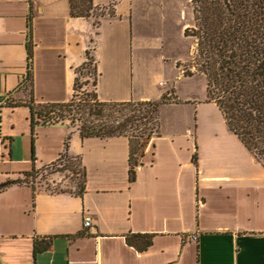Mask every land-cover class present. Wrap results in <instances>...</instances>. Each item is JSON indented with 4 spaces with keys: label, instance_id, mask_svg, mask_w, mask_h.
<instances>
[{
    "label": "crops",
    "instance_id": "crops-1",
    "mask_svg": "<svg viewBox=\"0 0 264 264\" xmlns=\"http://www.w3.org/2000/svg\"><path fill=\"white\" fill-rule=\"evenodd\" d=\"M151 1L92 0L113 13L94 25L93 17H71L68 0H0V98L6 99L0 103V183L22 180L31 162L38 169L56 160L68 134L67 154L78 156L85 171L81 196L34 182L0 191V264H264V168L214 103L193 105L177 96L163 104L160 117L165 108L179 116L166 131L160 121L133 182L126 137L82 139L66 123H40L31 131L28 108L8 106L31 98L35 104L68 101L91 43L99 100H159L164 63L142 68L134 54L135 47H150L134 35ZM201 104L214 106V114L217 108L222 124L199 123ZM44 128L58 131L47 158L39 144ZM129 233L154 234L151 246L137 251L125 241ZM48 236L55 237L50 248L34 255L33 240Z\"/></svg>",
    "mask_w": 264,
    "mask_h": 264
},
{
    "label": "trees",
    "instance_id": "trees-1",
    "mask_svg": "<svg viewBox=\"0 0 264 264\" xmlns=\"http://www.w3.org/2000/svg\"><path fill=\"white\" fill-rule=\"evenodd\" d=\"M68 3L71 17H93L94 25L105 14H113L105 7L95 6L92 0H68ZM190 4L192 23L184 29V36L193 40L194 49L183 75L204 77L206 102L216 105L227 128L264 168V0H190ZM31 58L32 47L28 43V62ZM176 67H181L179 61ZM84 70L93 79L94 90L91 92L79 90L78 78ZM75 74L72 96L64 103L35 104L31 98L26 103L8 106L28 108L31 131L40 123L69 121V126L75 128L82 139L126 137L129 141V181L133 182L137 167L142 165L139 158L144 155L145 145L152 135L160 134V107L176 102L175 95L164 94L159 100L144 101L99 100L95 91L97 65L89 49ZM29 78L26 81H30ZM28 90L31 94V82ZM69 140L70 134L56 160L23 173L22 180L0 183V191L13 184L33 182L29 178L35 180L43 170L57 165L64 166V170L70 171L78 181L73 183L71 190L50 191L81 196L85 189V171L78 156L67 154ZM192 160H196L195 153ZM153 237L152 233H129L125 235V241L143 252L151 246ZM54 238H35L33 254L48 250Z\"/></svg>",
    "mask_w": 264,
    "mask_h": 264
},
{
    "label": "rangeland",
    "instance_id": "rangeland-1",
    "mask_svg": "<svg viewBox=\"0 0 264 264\" xmlns=\"http://www.w3.org/2000/svg\"><path fill=\"white\" fill-rule=\"evenodd\" d=\"M150 8L151 9L148 15L143 13L141 17L139 34L134 35V38L136 37L135 39L140 37L142 42H151L150 47L146 50H137L135 47L134 54L136 55V58L140 59L142 68L146 64L145 67H154V69H156V67H158L157 65L164 63L165 68L162 72V78L165 80L163 82L165 86L164 94H167L169 97H172L174 95L175 97L178 96L181 100H190L192 103L195 102L193 105H197V102H205L206 96L204 77L200 75H195L193 77H187L183 75V69L189 62L194 49L193 40L189 37L184 36V29L189 27L192 23V9L190 0H152ZM144 16L147 18H145ZM92 45L93 44L91 43L90 55H92ZM141 48H143V46ZM150 48H153L154 50ZM161 58L164 60L163 62ZM177 61L181 63V67L179 68L176 67ZM83 72L84 74H81L78 78V85L81 86L79 90L84 92H91L94 90V86L92 83L93 79L88 74H86V70H84ZM178 78L188 79L178 83ZM211 107L214 106L201 104L200 109L201 111H203V113L200 112L197 115L199 123H201L203 118H210L212 122H219L220 124H222L221 116L219 115L217 108V114H214L213 108ZM202 114H204V117L202 116ZM177 116H179V112L178 110L173 108L163 109L161 112V117L159 111V119L161 121V124H163V131H166L168 125ZM186 117L187 113L183 110L180 114V120L185 121ZM18 122L20 123V119ZM64 123L69 126V121H66ZM18 126H20V124ZM44 129L45 131L39 133V144L42 145L45 151V155H43L42 158H47L46 155L49 154V152L47 151L49 149V146L52 143L56 144L57 142L58 131L53 130V132H47V128ZM153 137L155 136L152 135L145 145L143 154L146 155L148 153L147 151L149 150L150 142ZM139 159L142 161V157ZM31 163L25 165V167L30 168L29 170H31ZM18 166H24V164H19ZM67 166L68 165H66L65 167ZM56 169H60L61 171L56 172ZM29 179L30 181H33L38 187H42L52 191L71 190L74 185L73 183L76 184L78 181V178H76L75 175L72 176L70 171L64 170V166L60 168L57 165L51 166L45 169V171L43 170V172L40 173V177L37 179ZM37 181L39 182L38 184Z\"/></svg>",
    "mask_w": 264,
    "mask_h": 264
},
{
    "label": "built area",
    "instance_id": "built-area-1",
    "mask_svg": "<svg viewBox=\"0 0 264 264\" xmlns=\"http://www.w3.org/2000/svg\"><path fill=\"white\" fill-rule=\"evenodd\" d=\"M5 101H6V99L0 98V103H3V102H5ZM83 224H84L85 227H89V226H91V221H90V219H89L88 217H86V218L84 219Z\"/></svg>",
    "mask_w": 264,
    "mask_h": 264
}]
</instances>
